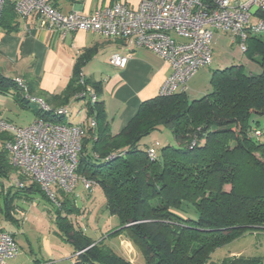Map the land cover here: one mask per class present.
<instances>
[{"label":"trees","instance_id":"1","mask_svg":"<svg viewBox=\"0 0 264 264\" xmlns=\"http://www.w3.org/2000/svg\"><path fill=\"white\" fill-rule=\"evenodd\" d=\"M256 14L264 20V9ZM20 18L12 0H6L0 27L15 31ZM244 51L255 68L233 64L213 70L211 91L198 98L177 91L145 100L115 134L99 100L101 82L86 76L81 82L83 63H76L64 93L52 98L65 105L87 87L94 89L96 100L87 102L85 119L93 117L96 126L87 129L77 173L101 187L106 210L119 222L94 239L71 218L80 213L75 194L59 191L54 225L72 244L70 264H133L106 242L121 234L146 264H264L262 256L245 254L210 261L215 249L244 233L264 232V128L251 121L253 115L264 114L262 33H249ZM10 87L22 90L15 79L0 76V90ZM21 102L26 106L25 98ZM35 116L65 122L52 112L38 110ZM162 127L170 129L177 145L160 143L156 158H151L147 149L152 145L143 147L140 141ZM8 137L0 132L1 141ZM13 170L1 146L0 178ZM35 192L48 198L36 183L6 192L2 188L0 211L13 220L15 198L30 199Z\"/></svg>","mask_w":264,"mask_h":264},{"label":"built area","instance_id":"2","mask_svg":"<svg viewBox=\"0 0 264 264\" xmlns=\"http://www.w3.org/2000/svg\"><path fill=\"white\" fill-rule=\"evenodd\" d=\"M5 2L0 0V20ZM12 2L18 16H34L62 37L71 31L87 30L122 40L126 52H114L110 56L111 64L116 67L124 68L135 48L144 47L160 55L171 65L172 73L158 95L185 91L187 81L212 63V40L216 32L229 35L245 50L249 33L264 31V20L253 22L251 19V7L264 9V0H141L138 8L116 0L90 13L64 12L58 8L57 0ZM80 76L83 82L82 71ZM14 79L22 88L24 98L40 104L42 111L64 117L70 113V104L51 106L31 95L23 78ZM95 100L91 87L72 98L82 103L75 113L80 118L76 123L35 118L28 125L17 126L0 115V132L9 136L0 140V147L8 151L9 163L14 168L8 182H4L5 188H23L36 183L56 206L60 205L59 191L74 193L79 181L86 190H91L95 182L80 176L77 168L87 129L96 126L93 117L85 119L86 104ZM159 145L155 141L147 149L151 158H156ZM19 213L24 216L23 212ZM18 253L14 233L0 225V264H9Z\"/></svg>","mask_w":264,"mask_h":264},{"label":"crops","instance_id":"3","mask_svg":"<svg viewBox=\"0 0 264 264\" xmlns=\"http://www.w3.org/2000/svg\"><path fill=\"white\" fill-rule=\"evenodd\" d=\"M115 1L57 0V6L64 12L78 10L90 13L96 8L110 5ZM139 1L127 0V3L134 7ZM252 8L253 6L251 7V19L253 22H257L261 19L256 14L259 7L256 6L255 11H252ZM221 34L224 33L216 32L214 34L212 44L215 36L220 37ZM114 52H126L122 48V40L87 30L71 31L62 37L34 16L20 18L19 27L12 32H7L0 27V76L9 79L21 77L29 84L34 96L42 98L52 106H62L64 104L59 99H53L52 96L64 93L71 81L76 63L81 61L84 76L101 82L102 90L99 100L104 103L106 118L113 134L125 127L143 101L158 95L160 87L172 73L171 65L160 55L147 48L133 49L131 58L124 68L111 64L110 56ZM251 66L252 68L256 67L253 64ZM211 74L206 72V67H203L187 81L185 92L189 98L191 96L195 98L207 92L211 86ZM14 90L15 88L10 87L7 92H14ZM3 102L0 98V115L14 124L5 114ZM67 104H70L72 110L74 106L77 109L82 106L81 102L72 101V99ZM35 118L36 116H34ZM157 140L159 141L156 137L154 141ZM150 145L152 144L149 143L146 146ZM95 187L97 186L87 191L83 186H77L76 191L80 193L82 201L89 202L94 197ZM2 188L6 192L5 186L1 185L0 193ZM86 193L90 195L86 196ZM33 198L19 196L15 198L14 204L21 206V209L25 211V206L32 207V204H35ZM26 211L28 212V210ZM11 214L13 220L18 223L27 218V213L21 217L14 215L12 210ZM39 221L43 223L41 219ZM13 233L16 235V232ZM231 254H245V251ZM71 256L73 257V251H71Z\"/></svg>","mask_w":264,"mask_h":264},{"label":"rangeland","instance_id":"4","mask_svg":"<svg viewBox=\"0 0 264 264\" xmlns=\"http://www.w3.org/2000/svg\"><path fill=\"white\" fill-rule=\"evenodd\" d=\"M121 1L127 2V0ZM139 3L135 4L134 7L138 8ZM255 10L256 6H253L252 11ZM261 33L264 37V31ZM212 52V63L206 66V72L208 73L233 64H244L247 65L248 69L251 63L248 53L241 48L238 42H233L232 38L226 34H221L220 37L218 35L215 36ZM210 91L211 86L203 94ZM201 95L195 98L201 97ZM0 98L4 101L2 105L4 106L5 114L17 126L31 123L34 120L36 111L42 110L40 104L27 99H25L27 101L26 106L22 105L21 101L24 98L23 90H14V92H3L0 90ZM190 98L193 99L194 97L191 96ZM76 109V106H74L73 110L71 109L70 113L64 117L65 122L71 120V122L76 123L79 121L80 118L75 116ZM251 121L253 126L261 129L264 128V114L253 115ZM257 121L259 125H257ZM155 136L162 143L177 145L172 132L165 127L153 131L152 135L144 136L140 141V145L147 147L146 145L149 143L154 144ZM259 139L262 140L263 136H260ZM4 182H8V177L0 178V187L1 183ZM78 186L82 187L83 183L79 181ZM74 194L77 198L76 203L79 206L80 213L72 215L71 218L74 220L77 228L84 229L94 239H100L108 229L118 225V218L111 215L105 208L106 197L101 187H95L94 197L89 202L82 201L80 193L77 191ZM89 195V193H86V196ZM33 197L35 204H32V207L25 206V211L21 209V206L14 205V215L23 217L19 211L27 213V218L23 222L18 223L15 220L8 219L4 215V212L0 211V225L9 231L16 232L15 239L19 246L18 255L12 258L9 264H70L72 258H74L71 256L73 247L56 230L54 225L56 206L54 202L42 196L39 192H35ZM3 201V198L0 197V202ZM106 242L133 264H146L138 248L126 235L121 234L117 237L107 238ZM237 251H245L246 255H258L264 258V232L249 231L244 233L235 240L215 249L211 254L210 261L217 262Z\"/></svg>","mask_w":264,"mask_h":264}]
</instances>
